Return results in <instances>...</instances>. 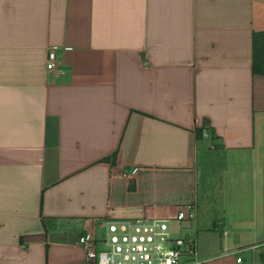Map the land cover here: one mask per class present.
Listing matches in <instances>:
<instances>
[{"label": "crops", "instance_id": "0c3cea01", "mask_svg": "<svg viewBox=\"0 0 264 264\" xmlns=\"http://www.w3.org/2000/svg\"><path fill=\"white\" fill-rule=\"evenodd\" d=\"M260 32L264 0H0V264H87L86 228L143 218L212 253L204 170L264 150Z\"/></svg>", "mask_w": 264, "mask_h": 264}, {"label": "rangeland", "instance_id": "374dc122", "mask_svg": "<svg viewBox=\"0 0 264 264\" xmlns=\"http://www.w3.org/2000/svg\"><path fill=\"white\" fill-rule=\"evenodd\" d=\"M209 137L214 138V135L209 134ZM220 166L221 163L213 164L204 170L209 189L203 188L200 206L205 218L210 216L215 221L210 231L214 233L216 244L212 253L199 256L205 261H216L228 251L240 249L239 255L246 264H264V150L252 164L238 168L226 165L224 174ZM202 171L200 167V177L204 176ZM170 226L174 228L176 224L173 222ZM224 229L229 233L227 244L222 234ZM228 258L230 264H237L235 256Z\"/></svg>", "mask_w": 264, "mask_h": 264}, {"label": "built area", "instance_id": "2783aa9c", "mask_svg": "<svg viewBox=\"0 0 264 264\" xmlns=\"http://www.w3.org/2000/svg\"><path fill=\"white\" fill-rule=\"evenodd\" d=\"M56 50L48 53L47 68L55 69ZM131 168L125 176L136 173ZM197 207L189 206L180 210L173 220L178 223H191L197 217ZM171 220L134 219L106 222V233L97 236L94 227H88L79 237L78 244L85 252L87 264H205L199 256L197 239L185 228L172 229ZM225 238L229 236L222 230ZM241 250L228 251L235 256L237 264H246L240 256Z\"/></svg>", "mask_w": 264, "mask_h": 264}, {"label": "trees", "instance_id": "16d2710c", "mask_svg": "<svg viewBox=\"0 0 264 264\" xmlns=\"http://www.w3.org/2000/svg\"><path fill=\"white\" fill-rule=\"evenodd\" d=\"M253 42V71L255 74L264 75V32L254 33ZM197 135L198 138H201L202 131H198ZM212 135H214V132H212ZM211 163L212 161L207 164Z\"/></svg>", "mask_w": 264, "mask_h": 264}]
</instances>
